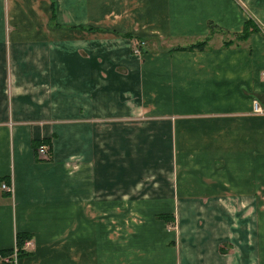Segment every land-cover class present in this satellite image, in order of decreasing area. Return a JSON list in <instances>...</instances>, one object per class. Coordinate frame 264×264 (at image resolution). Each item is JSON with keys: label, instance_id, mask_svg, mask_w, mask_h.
Returning a JSON list of instances; mask_svg holds the SVG:
<instances>
[{"label": "crops", "instance_id": "1", "mask_svg": "<svg viewBox=\"0 0 264 264\" xmlns=\"http://www.w3.org/2000/svg\"><path fill=\"white\" fill-rule=\"evenodd\" d=\"M55 2L0 0V264H264V0Z\"/></svg>", "mask_w": 264, "mask_h": 264}, {"label": "rangeland", "instance_id": "2", "mask_svg": "<svg viewBox=\"0 0 264 264\" xmlns=\"http://www.w3.org/2000/svg\"><path fill=\"white\" fill-rule=\"evenodd\" d=\"M260 16L263 14H259ZM140 43L137 42L136 45ZM187 51V50H184ZM261 106L264 107V103L261 102ZM158 215H138V216H131V215H124L123 216V224H128L126 227L123 228V238H124V244L122 247L123 251V257H127L130 255V251H127L128 249H133L134 247H137V256L139 260L141 261L145 256L150 254V252L153 250V248L157 247L159 243H162L165 241L166 237L164 235V224L166 225V222L164 220H161L157 217ZM138 218V220L134 219ZM132 223H138V231H134V228L127 229L131 226ZM133 234L134 236L137 235V241L130 243V234ZM134 239V237H133ZM128 253V254H127ZM124 263H128L124 260ZM140 264V263H138Z\"/></svg>", "mask_w": 264, "mask_h": 264}, {"label": "trees", "instance_id": "3", "mask_svg": "<svg viewBox=\"0 0 264 264\" xmlns=\"http://www.w3.org/2000/svg\"><path fill=\"white\" fill-rule=\"evenodd\" d=\"M55 1L56 0H51V11H52L51 21H52V23H55V20H56V2ZM209 29H210V33H213L216 29H218L220 31V28H218V26L215 25L213 22H209ZM258 32H260L258 25L252 19H249L248 21L245 22L243 30L241 31V33L234 34V37L236 39H238L239 41L247 40L253 33H258ZM231 43L232 42H226L225 46H230ZM206 46H207V41H203V42H198L195 45H191L189 47L179 48V49L187 50V51H194V50H201L202 51V50L206 49ZM41 144H47V142L39 143L37 146V149ZM157 217L161 220H164L167 224H173L174 223V216L173 215L161 214V215H158ZM30 238L31 237L26 233H18L17 234L16 243L21 250L20 257L26 255V252H24L22 249H23L25 242L30 240ZM11 253H12V250H11V252H9V254H11ZM7 254L8 253H5L4 255H7Z\"/></svg>", "mask_w": 264, "mask_h": 264}, {"label": "built area", "instance_id": "4", "mask_svg": "<svg viewBox=\"0 0 264 264\" xmlns=\"http://www.w3.org/2000/svg\"><path fill=\"white\" fill-rule=\"evenodd\" d=\"M144 46L143 43H138L137 45L133 46V53L135 55H141L142 54V47ZM261 78L264 81V71L261 73ZM253 112L255 114L258 115H264V108L260 105V103L258 101H254L253 104ZM37 155L39 157V160L41 161H48L50 160V150H49V145L47 144H41L38 149H37ZM1 188L4 191H8V192H12V187L8 186L7 184H2ZM29 241V240H28ZM26 241L24 246H23V251L25 252L27 249H29V247L31 246V244ZM20 253L21 250L18 247L17 243L14 246V248L12 249V253L10 254V256H7L6 258H2V261L5 264H16L20 258Z\"/></svg>", "mask_w": 264, "mask_h": 264}]
</instances>
